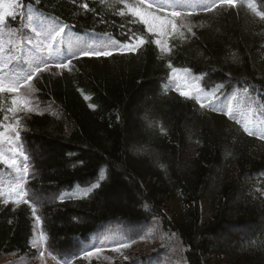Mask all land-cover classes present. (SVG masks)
<instances>
[{"label": "trees", "instance_id": "16d2710c", "mask_svg": "<svg viewBox=\"0 0 264 264\" xmlns=\"http://www.w3.org/2000/svg\"><path fill=\"white\" fill-rule=\"evenodd\" d=\"M246 2L262 11L256 0ZM83 3L95 13L80 8ZM34 7L70 25L65 36L107 34L122 43L128 28L146 33L143 25L127 23L132 16L115 14L124 6L114 0H41ZM248 15L249 23L231 15L195 36L181 28L183 38L179 32L166 37L173 66L189 68L206 91L223 85L217 93L221 101L247 88L264 104V20L251 9ZM9 27L20 29V18L9 20ZM168 59L149 43L136 53L77 59L71 72L35 81L40 98L56 114L32 116L21 135L34 155H28L36 165L34 187L59 189L53 206L37 210L45 237L58 256L75 253L74 241L104 224L157 226L181 244L185 264H264V186L257 192L259 180H254L264 173V149L251 144L264 141L243 130L237 142L225 139L195 101L161 96L159 80L171 73ZM149 105L156 118L147 132L139 117ZM187 125L194 126L196 156L184 168ZM138 144L143 154L157 155L158 166L131 153ZM174 158L175 165L169 160ZM5 168L0 164V171ZM167 201L176 207L171 217L164 212ZM34 230L27 205L0 201V259L31 254Z\"/></svg>", "mask_w": 264, "mask_h": 264}, {"label": "snow or ice", "instance_id": "6c2138e0", "mask_svg": "<svg viewBox=\"0 0 264 264\" xmlns=\"http://www.w3.org/2000/svg\"><path fill=\"white\" fill-rule=\"evenodd\" d=\"M101 2L104 3L106 0H101ZM241 2L242 0H138L137 3L132 4L128 0H114V4L124 6L115 11V14L121 17L132 16L134 19L127 23L143 25L146 33L128 28L125 33V41L119 44L105 34L106 39L91 43L83 42L82 46H77L75 51L69 47L67 55L60 57L61 45L65 43L66 30L70 25L62 22L59 17L44 16L39 12L34 5H41V0H26L25 3H21L20 0H8L6 3L0 0V112L5 111V105L9 101L11 105L6 108V113L0 119V164L11 169L7 187H5V180L0 178L2 203L4 205L11 203L16 206L27 205L36 224L42 226L43 222L37 215V208L33 203L36 194L30 195L26 187L30 176V164L29 156L25 152L20 138L23 117H18L17 114L24 113L25 117L30 113L42 115L39 106L33 105V94L38 91L34 81H39L41 74L49 72L53 64L57 69H67L71 72L73 60L81 57L101 58L110 57L117 52L121 55L136 53L144 45L154 43L161 53L169 57L167 66L171 70L173 84L177 85L175 90L179 92L180 96L195 100L201 108L207 107L212 111L222 113L240 125L248 136L264 141V119L252 118L257 113L264 115V111H260L264 109V104L257 107L249 90L244 88L243 96L238 97L233 94L228 103L218 107L220 96L217 93L221 91L223 85H216L208 91L199 83L189 87V77L191 80L198 78L191 76L189 68L173 66L170 58L172 48L169 47L165 39L177 32L183 38L184 32L180 31L181 28L195 36L188 21L197 10L207 13L224 6L235 9ZM72 3L76 4V0H72ZM113 6L109 5V7ZM79 7L85 12L95 13L96 11L95 8L90 9L88 3L80 4ZM247 7L261 20H264V11H258L251 2L247 3ZM18 17L22 27L20 29L9 27V20L15 21ZM123 27L122 24L121 28ZM25 28L29 30L30 34L24 31ZM5 32L9 36L7 41L3 39ZM152 37L156 38L153 40ZM181 80L184 81V88L178 86ZM87 98L85 97V99ZM233 101H237V103L233 104ZM7 113L12 114L14 123L8 122L10 118ZM238 115L243 119L237 118ZM98 186L99 184L93 187ZM12 210L15 211V208ZM38 241H46L43 232L39 234ZM36 246L37 244L34 243L33 247ZM129 247H131L130 243L119 242L112 251L123 255L121 249ZM92 248L93 250L85 251L84 256H96L99 259V254L104 249L95 245ZM48 255L56 260L57 264H60L55 255H52L51 252ZM44 256L45 251H40L39 257L43 259ZM124 259L127 260L128 257L124 256Z\"/></svg>", "mask_w": 264, "mask_h": 264}, {"label": "rangeland", "instance_id": "374dc122", "mask_svg": "<svg viewBox=\"0 0 264 264\" xmlns=\"http://www.w3.org/2000/svg\"><path fill=\"white\" fill-rule=\"evenodd\" d=\"M245 1L247 0H243L241 3L237 5L235 9H231L228 8L227 6H224L223 8H217L211 13L202 12L199 14H194L193 16H191L188 23H190V25L192 26V31L195 34L201 31H205L206 29L209 28L211 24H217L216 21L218 19L227 16L230 17L238 16L240 22L249 23L248 13H250V9L247 7V2L245 3ZM256 2L260 4L262 11H264V7L261 5V1L256 0ZM189 35L190 37L193 36L191 33H189ZM3 39L5 41L9 39L7 32L3 34ZM77 46H81V45H72L71 46L72 50L75 51ZM68 50L69 47H67V52ZM59 55L60 57H62L61 54ZM259 59L263 60V56L260 55ZM65 73H67L66 69L63 70L57 69L55 67V64H53L50 71L42 73L41 76L50 75L52 77H58ZM159 81H160L159 87H160L161 96L165 97L167 93L172 94V92L174 91H175L174 93L179 94V92L175 90L177 85L173 84L172 77L169 76V74L163 75ZM194 83L195 80L194 81L189 80L188 86L190 87ZM234 84L233 82L231 83L230 90L233 89L232 86H234ZM178 86L184 88L185 87L184 81L181 80ZM243 95L244 93L242 94V96ZM251 97L253 100L256 101L257 107L261 105V103L256 100L257 97L256 98L255 96H251ZM191 101H195V100L191 99ZM233 103L235 104L237 103V101H234ZM7 105L11 106L10 103H7ZM33 105L39 106L40 112L43 113L42 115L49 114L50 116H56V114L54 113L55 111L52 108H50L49 105L45 103L43 99L40 98L38 91L33 94ZM149 106L150 107L147 110L142 111V115L139 117V120L143 128L146 129L147 132H149L148 127L150 128V126L153 125L152 117H155L156 115L155 109L151 107L152 105ZM260 111H264V109H261ZM201 113L207 114L210 117L208 119L209 120L211 119L214 122L213 125L218 130L219 134L222 135L225 139L228 138L231 141H236L237 138H240L242 127L238 125L234 120L229 119L220 112L212 111L207 107L201 109ZM35 115H41V114L30 113L26 117L24 116V113L17 114L18 117H23L21 124V132H20L21 135L26 132L27 121L32 116ZM258 115H259V120L264 119L262 115L260 114ZM10 117H11V122L14 123V120H12V114ZM198 118L202 119L200 115ZM237 118L243 119V117H240L239 115ZM183 135H184V140L186 142L185 148H188L185 149L182 153L183 154L182 162H184L183 163L184 168H186L190 164V160L194 159V157L196 156L193 149V142L195 140V135H196L194 132V126L191 125L184 126ZM251 144L254 147H256L258 150L264 149V142L254 140ZM23 148L25 152L28 155H30V157L33 155L29 153L30 151H28L26 145L23 144ZM142 151H144V148L141 144L131 147V153L133 155L140 156L141 158L144 157L146 158L147 161L151 163L150 165L156 166L158 163L157 155L155 154L156 155L155 157L154 155H150L149 152L143 154ZM35 154L37 158L38 153ZM31 159L29 158L30 176H29L28 185L26 187L28 188L30 195L32 193L36 194V197L33 199V203L35 204L37 210H40L42 205L53 206L55 203V198L59 193V189L58 188L48 189L45 187H36V186L34 187V182L35 180H37L38 176L36 174V165H34L33 163L34 160H32L31 163ZM169 160H171L174 165L176 164L175 158ZM10 173L11 171L7 172L4 175V177H2L5 180V187H7ZM96 180L97 178L91 181L93 183ZM254 180L256 182L259 180L256 191L261 192V190L263 189L261 186H264V173L259 174V176H255ZM92 183L88 182L86 184L90 185ZM2 200L3 198L0 197L1 202ZM166 205H167V209L164 210V212L168 214L167 216L171 217V214H174L173 210H176L175 204L173 201H169V202L167 201ZM127 224H124L122 222H115L110 225H106V224L101 225L89 236V238H86L82 241H78V240L74 241L75 246L81 245L82 247L78 248L79 250L75 252L73 257L68 254H64V255L62 254V257L60 255L57 259L60 261V264H73L74 261H77L74 264H185V260L183 259V255H182L184 251L181 248V244L178 242V240H176L175 238H169L157 226L149 227L146 229V227H141L139 225L129 226ZM41 232H43L42 227L40 225H37L35 222V230L31 242L33 248L32 253L29 255L3 256L0 259V264H57L56 260H53L52 257L48 255V253L51 252L52 255H55L57 257L58 248H54L53 245H51L48 242L49 241L48 239H46V241H38V237ZM248 239L250 240V238ZM133 241L135 242L133 243ZM119 242L131 244V247L129 248L121 249L123 255H121V253L119 252L112 251L114 247L118 246ZM34 243L37 244L36 247H33ZM93 245H95L96 247H102L104 249L103 252L99 254V259H97L96 256L93 257L84 256L85 251L93 250L92 248ZM42 250L45 251V256L43 259L39 257V252ZM124 256H127L128 259L125 260ZM105 257H108V259H105Z\"/></svg>", "mask_w": 264, "mask_h": 264}]
</instances>
